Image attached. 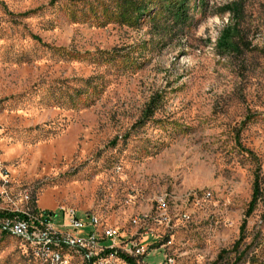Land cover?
<instances>
[{
  "label": "rangeland",
  "instance_id": "374dc122",
  "mask_svg": "<svg viewBox=\"0 0 264 264\" xmlns=\"http://www.w3.org/2000/svg\"><path fill=\"white\" fill-rule=\"evenodd\" d=\"M50 1L0 0V211H89L142 264H229L258 167L238 264H264V0H138L137 18ZM35 258L0 230V264Z\"/></svg>",
  "mask_w": 264,
  "mask_h": 264
},
{
  "label": "built area",
  "instance_id": "2783aa9c",
  "mask_svg": "<svg viewBox=\"0 0 264 264\" xmlns=\"http://www.w3.org/2000/svg\"><path fill=\"white\" fill-rule=\"evenodd\" d=\"M20 197L26 203L30 199L27 191H22ZM59 210L63 213V221L54 224L51 219L54 212L34 206L4 209L2 211L12 214L0 215V230L24 241L31 256L47 260L48 264H67L71 251L88 264H102L109 255L117 256L120 250L116 248V240L121 238L117 228L102 222L101 229H93L89 211L80 213L77 209L62 206ZM107 239L110 242L104 244ZM134 246L129 252H123L130 255L144 253L143 248ZM166 264H173V258L168 257Z\"/></svg>",
  "mask_w": 264,
  "mask_h": 264
},
{
  "label": "trees",
  "instance_id": "16d2710c",
  "mask_svg": "<svg viewBox=\"0 0 264 264\" xmlns=\"http://www.w3.org/2000/svg\"><path fill=\"white\" fill-rule=\"evenodd\" d=\"M56 1L60 0H51L50 4L55 3ZM73 7L74 12L73 15L75 16H82L87 14L88 12H92L95 16L99 11H105L107 10V6L105 3L101 2L100 0H67ZM122 5L126 8V11H131L135 18L139 17L141 14L146 12L147 5L142 2H138V0H124L121 1ZM166 12L170 15L171 20L176 23H184L187 21L189 14H188V8H185V2H178V3H167L165 4L164 8ZM77 12V14H76ZM124 11H120V17L121 19H124L123 15ZM119 14V13H118ZM107 15V14H106ZM35 39L40 40V37L38 35L33 36ZM78 93V91H77ZM78 95V94H75ZM153 110V109H152ZM153 113L150 112L149 115ZM115 144V142H113ZM245 151L249 153V155L254 156V153L249 150L248 148H244ZM263 195V190L261 186V176L259 173V168L257 167L254 173V180L252 184V193H251V199L249 200L246 210H245V218L242 220L240 227H239V237L238 239L233 243V249L232 251L235 253V259L233 262L229 264H238L241 261H246L248 258V244L244 242L245 239V232H246V225H247V217H249L253 211L256 208V205L258 201L261 199ZM12 214L7 211H0V215H7ZM264 215V214H263ZM2 233H5L4 231H1ZM117 256L124 260L127 264H142L139 262L134 256L125 253L123 251H118ZM223 254H220L219 257H222ZM218 260L213 261L211 264H217ZM147 264V263H145Z\"/></svg>",
  "mask_w": 264,
  "mask_h": 264
},
{
  "label": "bare ground",
  "instance_id": "6f19581e",
  "mask_svg": "<svg viewBox=\"0 0 264 264\" xmlns=\"http://www.w3.org/2000/svg\"><path fill=\"white\" fill-rule=\"evenodd\" d=\"M91 214V213H90ZM93 218V229H96L94 227H97V224H98V220L96 219V217L92 216ZM173 264H174V259H173Z\"/></svg>",
  "mask_w": 264,
  "mask_h": 264
}]
</instances>
